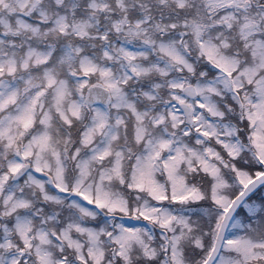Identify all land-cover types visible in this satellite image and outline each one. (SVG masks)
<instances>
[{
    "label": "snow or ice",
    "instance_id": "1",
    "mask_svg": "<svg viewBox=\"0 0 264 264\" xmlns=\"http://www.w3.org/2000/svg\"><path fill=\"white\" fill-rule=\"evenodd\" d=\"M0 264H264V0H0Z\"/></svg>",
    "mask_w": 264,
    "mask_h": 264
}]
</instances>
